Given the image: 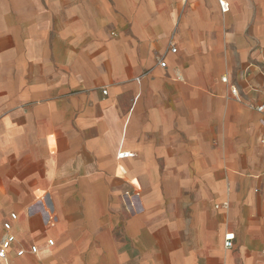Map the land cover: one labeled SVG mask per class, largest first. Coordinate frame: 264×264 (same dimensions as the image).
Listing matches in <instances>:
<instances>
[{
    "label": "crops",
    "instance_id": "1",
    "mask_svg": "<svg viewBox=\"0 0 264 264\" xmlns=\"http://www.w3.org/2000/svg\"><path fill=\"white\" fill-rule=\"evenodd\" d=\"M263 102L264 0H0V264H264Z\"/></svg>",
    "mask_w": 264,
    "mask_h": 264
},
{
    "label": "built area",
    "instance_id": "2",
    "mask_svg": "<svg viewBox=\"0 0 264 264\" xmlns=\"http://www.w3.org/2000/svg\"><path fill=\"white\" fill-rule=\"evenodd\" d=\"M217 1H218V4L222 12H227L229 10L230 0H217ZM172 51H176V48L175 47L172 48ZM160 65L162 67H165L167 63L165 60H161ZM223 80L226 81L227 78L224 77ZM104 92H106V90ZM232 94L236 98H238L239 92L236 87L232 88ZM256 108L258 111L264 112V102L259 104ZM261 140L264 143V134ZM133 154H134L133 152H129V151H120L118 153V156L120 158H125V157L132 156ZM16 218H17V213H11V220H6L1 224V227H0V260H7L9 250L12 248L14 242L16 241V235L13 232V224H12V220ZM233 240H234V234L228 233L225 235V245L227 247H231L233 245ZM49 242L50 244H53V240H50ZM37 249L38 248L36 245H33L31 248L33 252H36ZM24 253H25L24 249H20L17 252L18 255H23Z\"/></svg>",
    "mask_w": 264,
    "mask_h": 264
}]
</instances>
